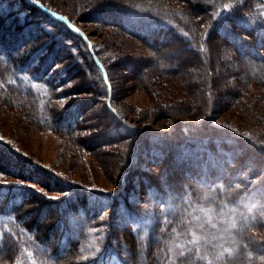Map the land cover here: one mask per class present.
<instances>
[{
	"label": "rangeland",
	"instance_id": "rangeland-1",
	"mask_svg": "<svg viewBox=\"0 0 264 264\" xmlns=\"http://www.w3.org/2000/svg\"><path fill=\"white\" fill-rule=\"evenodd\" d=\"M27 1L0 3V34L6 30L9 39L2 42L25 46L29 67L52 84L32 82L31 75L20 84L21 77L0 70V193L7 188L13 197L30 189L21 215H8L11 201L0 204V264H30L29 252L35 264H205L195 248L181 257L164 243L201 192L215 197L205 206L219 211L223 200L242 214L232 230L238 251L224 264H261L264 241L245 233H264V63L241 61L217 30H232L264 49V39L250 35L256 29L264 37V0H37L66 17L87 46L66 40L63 28L44 18L36 19L43 32L33 40L38 29H30L34 11L25 8ZM101 12L162 21L175 37L153 50ZM56 58L61 63L52 70ZM108 102L131 131L114 125ZM63 112L77 122L71 133L53 123ZM214 137L220 140L205 151L200 140ZM226 159L228 187L196 186L193 177H222ZM238 165L246 170L237 177ZM178 192L183 199H174ZM236 198L242 203H233ZM177 207L181 212L174 213ZM80 210L94 216L79 217ZM41 213L42 221L63 220V231L76 237L68 252L61 239L52 243L34 226ZM56 246L65 254H53Z\"/></svg>",
	"mask_w": 264,
	"mask_h": 264
},
{
	"label": "trees",
	"instance_id": "trees-1",
	"mask_svg": "<svg viewBox=\"0 0 264 264\" xmlns=\"http://www.w3.org/2000/svg\"><path fill=\"white\" fill-rule=\"evenodd\" d=\"M5 1H7V0H0V3L4 4ZM25 4H26L25 8L29 12L31 10L34 11L33 13H31L32 16H30V14H29V16H30L29 18H31L32 22H34L32 24V26L30 27V29H32L34 31L36 30V28L38 29V31H37L38 35L35 36L33 38V40H35L38 37H40L41 33L43 32L42 27H40V23H36L35 21L38 18H40V19L44 18V22H46L47 24L50 22L49 24L52 27L61 26L63 28V31H62L63 34L62 33L61 34H62L63 38H65L66 40H75V41L80 42L82 44V46H87V43L84 40H82L80 36L68 31L67 28L63 24L55 23V22L49 20L42 13H40L35 7L31 6L28 2H26ZM101 13H103V12H101ZM118 13H116V12H114V13L113 12H104L102 14V16L109 17L108 20H112L111 21V25L112 26L115 25L116 27H119L123 31L127 32L131 36H133L136 39H138L139 41H142L146 46L150 47L153 50L154 49L162 50L163 49L162 45H165L167 39L170 38V40H172L175 37V33H176L175 31L176 30L174 29V27H172L171 25H169L167 23L163 24L164 22L158 21V20H155V22L152 21V20H148V21L132 20L129 17L123 16V15H118ZM114 15H118L119 18H115ZM99 21H100V23L104 22L102 20V18ZM0 24H1L0 26H3L4 23L2 22ZM250 31L251 30H248V32L244 31V35H249L247 33H249ZM2 32L3 33L0 34V70L2 69V71L9 72V76L10 77H12V76L21 77L19 79V83L20 84L21 83L27 84L26 75H31L32 76V82H38L40 84L42 83L44 85L50 86L52 84L51 77L47 78L46 75H44L42 73V71H40L39 73H36V70H35L36 68L29 67L30 61L27 58H25V54H23V52L26 50V47L23 46L22 48H19V47H12V45H10V47H7V46L3 45L2 40L5 38L6 42H8L9 39H8V36H6L8 34L5 33L6 30L5 31L3 30ZM217 32H219L221 37L225 38L228 43H231L233 45L234 50L238 51V57L240 58L241 61H243V62H248V61L252 62V60H249V59H253V60H257L256 62L253 61V63H258V62L264 63V49H261L259 46L256 47V42H254V43H252L251 41L249 42L248 40L241 38L240 35H237L232 30H229V29H218ZM250 35H251V38H253L252 39L253 41H257V40L260 41V40H262V38L264 39V37L260 33H258L256 29H253L252 33ZM237 37L239 39H236ZM54 40H56V39L53 38V41ZM260 44H264V40ZM49 46L50 45H45V48H49ZM60 46L64 49V46H62L61 44H60ZM82 46H80V47H82ZM20 49H22V50L20 51ZM66 49L67 48H65V51H66ZM247 56H249V58H247ZM92 61H93L92 65H93L94 69L99 73V69L96 66V64L94 63V60H92ZM60 63H61V61L56 58V61H55V64H54L52 70L53 69L55 70L57 68V66H59ZM56 72L57 71H54L53 74H55ZM60 72H61V70H59V74H60ZM66 72L67 71L64 70V73H66ZM67 76H70V75H67ZM62 80H65V78L63 77ZM101 80H102V77H101ZM15 84H17V82H15ZM104 86H105L106 94L108 95L107 86L105 84H104ZM15 89H16V91L20 90L18 88V86H16ZM107 106H108V108L109 107L110 108L108 109ZM107 106L105 104V109L108 110L109 113L113 116V118L115 120L114 121V125L115 126L117 125L119 131H121L122 129L127 130V128L129 126L123 124V122L120 119L121 117L119 115V112L109 102L107 103ZM65 115H66V112L60 113L59 115L54 117L53 123H54L56 128L63 129L62 131L66 132V133H71L73 130H75V128L77 126V122L76 123L75 122L71 123L68 120V117H66ZM69 122H70V124H69ZM128 130H130V129L128 128ZM127 133H129V132H126V134ZM197 140L198 139H195V142H200V141H202L203 143L205 142L206 145L204 147V150L208 151L210 149L211 145H215L213 141H217V140H220V139H217L216 137H214V138H208L207 141L204 138L201 139L200 141H197ZM176 144L177 143H174L173 145H176ZM221 144L222 143H220V145ZM207 145L209 146V148L207 147ZM160 155L161 154L159 153V156ZM163 161H164V159H163ZM222 168H223V172H224L222 177L220 175V177H218L215 180H210V179H207L206 177H204V179H201L199 177H193V180L196 183V186L198 188H203V189L206 188V189H214V190L218 189V188L219 189H224L222 185H225L226 187H228L227 182L226 181L224 182V178H225V176L227 174V171H229V169H230L227 159H226V162L224 163V166H222ZM35 169L38 170L37 168H35ZM244 170H246V167H244V166L241 167V166L238 165V169H236V171L238 173L237 177H238V175L241 172H244ZM229 174H230V172L228 173V176H229ZM200 179H201V181H200ZM121 180H123L125 182V178L124 177L122 179L120 178L119 183H122ZM59 183L62 186L70 187V185L67 184L66 182L59 181ZM198 183H200V185H198ZM202 185H205V186H202ZM214 185H215V187H214ZM1 189H2V187H0V190ZM6 189H4V191H3L4 195L2 193H0V194H2V196L0 195V204L3 203V202L5 203L6 201L7 202L11 201V202H9V205H8L10 208L6 209V211L8 210L7 211L8 215L11 216V217H13L14 215H21V213L25 212V208L27 209L26 205L28 203H27V199H25L24 196L28 198V192L30 193V189L29 190L25 189L26 192H23L20 189H18L19 190L18 195L17 196H13V197L11 196L12 193H9L8 191H6ZM152 189H153L155 195H157L158 193H156L154 188H152ZM177 191H180V190H177ZM0 192H2V191H0ZM220 192H222V190ZM171 194H172V192H171ZM221 195H223V194H221ZM113 197L114 196L108 197V202L109 203H113V201H115V200H113ZM156 197L157 198L160 197L161 199H163V201H165V199L169 200L168 198H166L164 196H160V195H158ZM174 197H175L174 199H176V200L184 198V197H182V195H179V192H178V195H174ZM14 198L17 199V200L14 201ZM160 198H158L159 201H160ZM214 199H215V197H214ZM214 199H211V200H214ZM234 202L237 205L242 203V202H238L237 198L233 201V203ZM44 204H47V202L46 203L44 202ZM48 207H50V206H48ZM67 208L69 209L70 207L67 206ZM241 209L243 211L245 210L244 204H242ZM102 210H104V209H102ZM80 211L82 212V214L78 213V212H75V214H78L79 217H84V218L89 219L90 217L92 218L94 216V215L90 216V214L88 212H86V211H82V210H80ZM102 212L103 211H100L99 213H102ZM44 215L45 214L41 213V215H40L41 218H38L37 220H35V222H34L35 225L34 226L35 227L39 226L40 231H42V233L47 232V234H45V236L48 235L49 237L53 238V240L51 241L52 243L53 242L57 243L61 239L62 242L64 244H66V248H67V252H68V250L70 249L71 242H73V240H75L76 237L75 236L71 237V236L68 235V233H65V231H63L64 230L63 220L59 221V219H55L56 221H55V223H53V221L52 222L50 221V220H54V219H52L53 216H50L51 218L47 217V219H45L46 221L45 220L42 221V219L45 218ZM67 223H69L68 220H67ZM72 244H71V247H72ZM107 246L109 247V244ZM62 247L63 246L53 247L54 248L53 254H56L58 256L64 255L66 251H62L61 252ZM66 248L64 250H66ZM2 250L3 249H0V258L1 259L3 258L2 254L4 253V251H2ZM263 253H264V251L262 249L261 254H263Z\"/></svg>",
	"mask_w": 264,
	"mask_h": 264
},
{
	"label": "clouds",
	"instance_id": "clouds-1",
	"mask_svg": "<svg viewBox=\"0 0 264 264\" xmlns=\"http://www.w3.org/2000/svg\"><path fill=\"white\" fill-rule=\"evenodd\" d=\"M29 2L35 4L37 0H29ZM124 2L126 3V0ZM60 106L63 107V103ZM209 198L214 199L211 192H201L195 199L188 201L191 207L181 213V219L172 228V239L164 242L169 253L175 255L178 251V255L183 257L195 248L196 258L203 260L205 264H218V262L224 264L225 256L231 258L237 253L240 242L232 235V230L238 229L242 214L235 208L228 207L223 200L218 202L221 205L219 211L212 204L205 206L203 202ZM172 210L174 213L181 212L179 207ZM181 225L185 228L183 231H178ZM248 234L256 240L264 241V233H256L250 229L249 233H245ZM27 255L30 264H35L31 261V253ZM17 264L20 262L17 261ZM261 264H264V258H261Z\"/></svg>",
	"mask_w": 264,
	"mask_h": 264
},
{
	"label": "snow or ice",
	"instance_id": "snow-or-ice-1",
	"mask_svg": "<svg viewBox=\"0 0 264 264\" xmlns=\"http://www.w3.org/2000/svg\"><path fill=\"white\" fill-rule=\"evenodd\" d=\"M53 199H56V197H53Z\"/></svg>",
	"mask_w": 264,
	"mask_h": 264
},
{
	"label": "bare ground",
	"instance_id": "bare-ground-1",
	"mask_svg": "<svg viewBox=\"0 0 264 264\" xmlns=\"http://www.w3.org/2000/svg\"><path fill=\"white\" fill-rule=\"evenodd\" d=\"M103 140V139H102Z\"/></svg>",
	"mask_w": 264,
	"mask_h": 264
}]
</instances>
